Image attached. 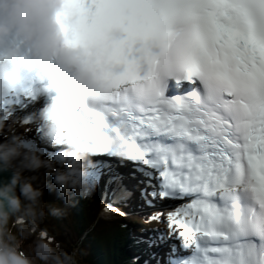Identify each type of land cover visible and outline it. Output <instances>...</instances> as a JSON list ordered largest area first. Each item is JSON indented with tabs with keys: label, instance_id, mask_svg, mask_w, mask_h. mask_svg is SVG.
Returning a JSON list of instances; mask_svg holds the SVG:
<instances>
[{
	"label": "snow or ice",
	"instance_id": "snow-or-ice-1",
	"mask_svg": "<svg viewBox=\"0 0 264 264\" xmlns=\"http://www.w3.org/2000/svg\"><path fill=\"white\" fill-rule=\"evenodd\" d=\"M43 2L102 99L83 120V94L64 83L75 69L52 52L38 64L44 53L12 38L21 51L3 104L28 142L48 156L62 147L33 119L47 106L87 147L104 212L158 209L144 223L165 227L140 230L134 264H264V0ZM50 179L40 187L58 197Z\"/></svg>",
	"mask_w": 264,
	"mask_h": 264
},
{
	"label": "clouds",
	"instance_id": "clouds-1",
	"mask_svg": "<svg viewBox=\"0 0 264 264\" xmlns=\"http://www.w3.org/2000/svg\"><path fill=\"white\" fill-rule=\"evenodd\" d=\"M54 7V6H53ZM53 7L45 4L43 0H0V36L9 33L12 30L26 38L35 48H39L44 55L41 56V63L46 59L49 52L55 53L60 57L61 64L72 71L67 75L66 87L77 90L83 94V103L80 107L81 117L87 120L89 115L96 111L97 104L102 97L99 94L97 87L93 81V76L90 72L80 71L79 52L75 49L62 48L55 35L56 29L51 20ZM7 68V64L0 65V73H3ZM8 81L0 78V98L7 91ZM47 111V106L42 109V114ZM5 117H0V128L4 127ZM61 117H57L54 121V126H58ZM83 142V141H82ZM16 154L14 149L10 153H4L3 159L8 164H11L13 155ZM58 156H87V148L77 153L72 150H58ZM34 159V158H33ZM0 166V167H6ZM55 180L65 187L74 189L73 195L81 198H86L91 195L93 187L86 181L69 183V177L64 173H57ZM20 181V173L16 172L11 177L10 184H5L0 187V264H38V259L48 261V264H62L60 255L66 256L71 260L72 264H77L76 250L69 251L64 248L61 254H57L52 246V243L45 242L47 248L43 251L40 247H36V258L29 259L30 254L23 251L19 247L13 248L9 245L8 237L5 235L6 225L12 217L13 211L21 209V198L19 195L10 194L13 192L14 186ZM20 192L29 200L35 201V198L42 195L39 189H34L32 184L24 181L20 184ZM71 200H66L65 203L69 206ZM7 205V206H6ZM65 208V211H67ZM12 211H9V210ZM12 223H22V217L16 216ZM14 239V238H13Z\"/></svg>",
	"mask_w": 264,
	"mask_h": 264
},
{
	"label": "rangeland",
	"instance_id": "rangeland-1",
	"mask_svg": "<svg viewBox=\"0 0 264 264\" xmlns=\"http://www.w3.org/2000/svg\"><path fill=\"white\" fill-rule=\"evenodd\" d=\"M3 123H4V127H3L4 130H7L8 129L7 123L8 122H3ZM36 165L38 166L39 164H36ZM38 170H39V167L36 168L35 172H38ZM28 172L29 173H32L31 171H28ZM99 188L100 187H98V189L96 191H99ZM26 199H28V198H26ZM28 201L29 202H26L25 205L23 207H21V209L19 211H15V213L12 215V218H14L16 216H25L27 214L28 217H29L28 222L32 225V221L31 220H33V221H35V223L37 224V226L40 225V224H42L45 221H47L49 223L50 220H48V219H51V217L53 215L56 216V219H58V220L60 219L57 214L52 213V214L49 215V211L47 210L48 207L50 206L49 203H46L45 204L47 206L46 207L44 205L43 201H38V200L37 201H32V200H29V199H28ZM49 201L52 202V205L56 206L57 209H58V206L59 207L62 206V208H63L62 210L65 211V208L68 207L66 204H64L63 201L61 203H58V200L56 201L55 199H53L52 201H51V199H49ZM35 206L38 207V210L37 211L33 210V208H35ZM102 211H103V209H102ZM126 212H129V209L126 210ZM63 213L68 217V214H71L70 208L68 207L67 208V211L66 212H63ZM136 215H137L136 217H139L140 218V219L137 218V219H139L138 220L139 221L138 223L141 224V222H142L141 221V214H140V216H138V214H136ZM100 216H101V218L103 217V219H104V220H102V222L103 223H106V224H109L110 221L117 220L116 217H113L112 214L109 213V212H107L106 214H103V212H100ZM130 217H131V221H134L135 220V218H134L133 215L130 216ZM125 220H126V218H125ZM68 221L70 222L69 218H68ZM65 222H67V220ZM131 224H133V223L131 222ZM69 226L70 225L68 223H66V224L61 223L60 229H57L58 232L60 233V236L61 237H65V236L66 237H69L70 236L69 237V241L70 242L76 243L78 241V243L81 244L80 240L83 239L84 233L82 231H80V234H76V231L73 232L72 229H68ZM6 227H8V226L6 225ZM52 227L53 226H50L49 229H52ZM6 229H7V231H6L7 234H9L10 231L11 232H15L16 231L13 227H12V230L11 229L8 230V228H6ZM24 229H25L24 227L23 228L21 227V228L18 229V231H21V232L18 233V238L19 239H18V241H16V246L12 242V235L10 237L8 236L9 245L12 246L13 248L19 247L23 251H25L28 254H30L29 259L31 260V259L36 258V251H35L36 247H40V250L43 251V250H45L47 248V244L45 243L46 241H44L42 239H36V237H34V236H30L29 237V234L26 233V231ZM72 235H74V236H72ZM19 240H22V241L20 242ZM57 245L58 246L56 248L55 245L52 243V246L55 249V251L57 252V254H61L64 246L61 245V243H59V242H57ZM70 247H72V248H74L76 250V256H77L76 258H77V260H79L81 256L79 255L80 252H79V249L77 248V246H70ZM86 249H87V247H86ZM83 253H85V252H83ZM85 256H87V255H85ZM60 259H61L62 264H67V257L66 256H64V255L61 254L60 255ZM70 262H71V260H70ZM38 264H48V261L43 260V259H38Z\"/></svg>",
	"mask_w": 264,
	"mask_h": 264
},
{
	"label": "trees",
	"instance_id": "trees-1",
	"mask_svg": "<svg viewBox=\"0 0 264 264\" xmlns=\"http://www.w3.org/2000/svg\"><path fill=\"white\" fill-rule=\"evenodd\" d=\"M73 171L78 174V171H75V169ZM81 201L84 203L83 204V207H84L86 200L84 201L83 199H81ZM74 205L76 206L75 202L73 203L72 206ZM78 205H80L79 202H78ZM93 208L94 206L91 207L89 204V200H88L87 206L85 207V211L83 212V214L80 212L81 213V218H79L80 221L77 219H75V221H78L77 223L79 224L83 223L84 225L87 223V221L88 222L90 221L91 223H93L96 220L99 221L98 220L99 218H97L98 211L94 210ZM33 210L37 211L38 207L35 206ZM48 211L54 213L52 210H48ZM57 221L58 220L56 219V216H55L52 223L58 224ZM97 221L95 222L96 226L93 230L94 237L91 234H89L85 238V240H83V243L88 244L92 252L96 251L95 253L99 255V257H104V259H107L108 251H110L111 253H113V257H114V259H111V260L116 261L117 264H123V262H126V259L123 258L124 253L126 252L125 250L126 249L125 247L126 238L124 236V230L122 229V225L118 224L117 222H110L109 224H106V223L100 224ZM27 224L28 223L25 222L24 225L22 226H27ZM76 227L79 228V231L84 232V229L81 225H78ZM59 229H60V226H59ZM93 244L94 246L95 245L97 246L95 250L92 248ZM113 244H115V247L113 246ZM79 252H80L79 254L81 255L80 259L78 260V262H80L79 264H95L96 263V260L93 257L89 256L85 258L83 257V252L80 250ZM119 255H121L122 259L120 258ZM67 264H72V263L68 261Z\"/></svg>",
	"mask_w": 264,
	"mask_h": 264
},
{
	"label": "bare ground",
	"instance_id": "bare-ground-1",
	"mask_svg": "<svg viewBox=\"0 0 264 264\" xmlns=\"http://www.w3.org/2000/svg\"><path fill=\"white\" fill-rule=\"evenodd\" d=\"M9 109H11V112L13 113V107L11 108H9ZM0 111H1V113H0V116L1 117H5V116H7V115H11L12 117H15L12 113H9V110H8V108L6 109V107H4V105H2V107H0ZM4 122H8L7 123V127H8V129L7 130H4V128H0V134H3V132H4V134H5V136L7 137V138H11L12 137V135L13 134H16V133H18L19 131H20V129H19V127H18V124H16V123H14V122H10V121H7V120H4ZM9 125V126H8ZM11 127H13V130L11 131V135H8L9 134V128H11ZM13 133V134H12ZM39 135L46 141V142H48V143H56V142H58L59 141V139L58 138H55L54 140H48L47 139V135H45V134H43L42 132H40L39 131ZM27 139V142H28V138H26ZM61 148V147H60ZM59 149V148H58ZM13 150V149H12ZM26 155L27 156H30V155H32V156H30V158L31 159H35V162H36V164H39L40 165V163L43 165V166H46V165H48V164H50V163H53V161H49L48 162V160L44 157V156H42L41 158H39L37 155H33L32 154V151H23L22 150V152H21V154H19V155H16V157H13L12 158V164H17L18 163V161H20L21 162V164H22V158H25L26 157ZM0 156H2V155H0ZM3 157H0V163H2L3 164V159H2ZM29 158V159H30ZM32 163H33V161H32ZM4 165V164H3ZM39 165H38V167H39ZM5 166V165H4ZM37 166V165H36ZM46 169H48L47 167H45V169L44 170H46ZM39 171V170H38ZM46 171H48V170H46ZM16 172H19L20 173V181H22V179H21V177L22 176H24V174H26V173H29L27 170H21V169H19V168H16V170L14 171V173L12 174V175H14ZM31 172H33V171H31ZM45 172V171H44ZM44 172L42 171V172H35V173H37V177H39V179L41 180V176H42V174H44ZM34 173V172H33ZM40 173V174H39ZM11 175H10V172H6V174L4 175V183H1L2 185H4V184H10V182H11ZM30 181L32 182V178H30ZM35 182H36V179H35ZM52 184V182H49V185H51ZM62 185V184H61ZM16 186V185H15ZM62 186H64V185H62ZM98 189V187H94L93 188V190H94V192H96V193H100V189L101 188H99V191H96ZM14 190V189H13ZM16 190H20V186L19 185H17L16 186ZM58 192H60V191H58ZM21 195V194H20ZM39 197V196H38ZM21 198V197H20ZM62 199L61 198V195H59L58 194V197H57V199ZM89 198H91L92 200H93V198H95V199H99V197L98 196H95L93 193H91V195L89 196ZM107 202V201H106ZM25 203H26V201L24 200L23 201V204H22V206H24L25 205ZM50 203V206L48 207V210H52L53 212H54V214H57L58 216H60V214L58 213V211L56 210V207L54 206V205H52V202H49ZM73 203L74 202H71V206L73 205ZM93 205H96L97 207H98V210L100 211V212H103V214H106L107 212H104V211H102V209H104L105 207H100V205H99V203L98 202H93L92 203ZM61 207V206H60ZM131 208H137V207H135V206H133V207H131ZM61 211L62 212H64V210H62L61 209ZM100 212H98V215L100 216ZM109 213H111L112 214V216L113 217H116V218H121V219H125L126 218V222H129V220L127 219V216L125 217V218H122V216L121 217H119L118 215H116L114 212H109ZM54 215L51 217V222L53 221V219H54ZM66 220H63V219H59L57 222H58V227L59 226H61V223H63V224H66V223H68L70 226H71V223L69 222V221H67V222H65ZM97 222H99L100 224H103V222L102 221H97ZM26 223H28L27 224V226H22V227H24L25 228V230H28L29 231V229H30V227L33 225V223H32V225L28 222V220L26 221ZM72 223H75V219H72ZM132 223L135 225V227H136V225H137V222H135V220L134 221H132ZM55 224V223H54ZM29 225H31V226H29ZM56 225V224H55ZM55 225H52L55 229L57 228V227H55ZM56 225V226H57ZM130 225H132L131 223H130ZM52 227V228H53ZM130 227V229H132L133 227H131V226H129ZM48 229H49V227H48ZM127 230H129V228H126ZM84 234L86 233L85 231L83 232ZM124 238V237H123ZM65 245V244H64ZM79 245H81L82 246V244H80L79 243ZM67 245H65V248L66 249H68L69 251H72L74 248H72V247H69V246H67ZM76 246V245H75ZM63 247V246H62ZM87 247V246H86ZM87 250H89L88 252L89 253H83V255L85 254V255H87V256H83V257H89V256H91V257H93L94 256V252H92L91 250H90V247L89 248H87ZM80 255V254H79ZM81 256V255H80ZM77 257V256H76ZM77 259V258H76ZM70 262V260L67 258V262ZM77 263H79L78 261H77Z\"/></svg>",
	"mask_w": 264,
	"mask_h": 264
},
{
	"label": "water",
	"instance_id": "water-1",
	"mask_svg": "<svg viewBox=\"0 0 264 264\" xmlns=\"http://www.w3.org/2000/svg\"><path fill=\"white\" fill-rule=\"evenodd\" d=\"M86 182H88V181H86ZM4 185H5V184H4ZM4 185H2V184L0 183V187H3ZM96 187H97V186H96ZM102 192H103V191H100V194H103V193H104V192H103V193H102ZM10 194H12V193H10ZM6 206H7V205H6ZM9 211H12V210L10 209Z\"/></svg>",
	"mask_w": 264,
	"mask_h": 264
}]
</instances>
